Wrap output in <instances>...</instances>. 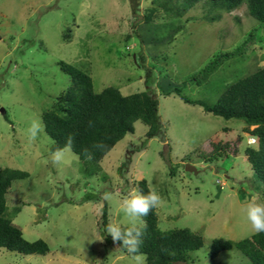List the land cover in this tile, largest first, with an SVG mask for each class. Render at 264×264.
I'll return each instance as SVG.
<instances>
[{
    "label": "rangeland",
    "instance_id": "rangeland-1",
    "mask_svg": "<svg viewBox=\"0 0 264 264\" xmlns=\"http://www.w3.org/2000/svg\"><path fill=\"white\" fill-rule=\"evenodd\" d=\"M203 3L173 17L154 0H138L136 13L130 0H0V168L29 172L7 192V216L27 240L44 239L50 248L46 255L0 249V264H134L103 236L102 215L107 207L108 225L128 226L120 209L143 179L162 197L156 208L162 230L189 228L203 238L189 264H248L235 248L210 254L216 238L255 234L246 202H264V184L244 153L245 124L175 93L161 94L158 84L166 78L188 98L214 105L230 84L264 67V47L255 43L198 83L215 54L235 47L257 25L245 7L206 21ZM60 61L89 72L96 92L113 86L124 95L155 94L160 132L148 139V127L135 122L134 133L115 145L96 174H84L86 162L72 151L54 164L44 125L35 141L26 132L70 85ZM238 135L244 138L237 156L203 158L210 141ZM186 163L196 172L186 171Z\"/></svg>",
    "mask_w": 264,
    "mask_h": 264
},
{
    "label": "trees",
    "instance_id": "trees-1",
    "mask_svg": "<svg viewBox=\"0 0 264 264\" xmlns=\"http://www.w3.org/2000/svg\"><path fill=\"white\" fill-rule=\"evenodd\" d=\"M206 10L204 19L209 22L221 20L225 13L245 7L249 17L257 21V25L248 32L246 37L235 47L220 51L199 71L197 81L201 84L216 72L226 61L246 54L248 48L255 43L264 47V0H154L160 4L169 16H183L200 2ZM134 13L138 10V0H130ZM203 8V9H204ZM154 10V9H152ZM149 21L146 20L145 23ZM70 39L69 34L64 35ZM60 69L70 77L69 87L60 93L50 109L42 114L44 130L51 139L50 151L64 147L72 138L71 149L80 160L86 162L84 174L92 175L101 170V161L124 137L135 131L134 124L142 122L148 127L146 137H155L161 130L159 116V101L155 94L149 91L134 92L128 95L113 86H107L102 91L94 90L93 78L89 72L63 61ZM196 76L190 77L192 81ZM161 94L175 93L185 103L198 105L205 112L223 119H238L245 124L243 132L255 136L257 142L247 145L244 153L251 169L264 184V67L252 74L230 84L219 96L214 105H208L200 100H192L185 96L181 89L164 78L160 80ZM6 117V116H5ZM7 118V117H6ZM243 135H238L233 141L209 142V147L202 152L206 161L220 159L224 156L240 153L239 144ZM95 143H103L101 150L92 149ZM91 149L92 158L87 159L84 149ZM171 176L174 167H169ZM29 172L11 167L0 168V249L21 255H46L50 248L44 239L27 240L21 228L7 216L6 194L12 183L25 179ZM137 189L147 193L150 187L145 179L138 181ZM103 210V236L112 246L129 255L119 245H115L107 232L108 213ZM19 209H16L18 212ZM147 223L141 252L146 257V264H189L194 262L191 253L203 246V238L189 228L162 230L156 208L147 217ZM127 227V226H122ZM237 249L248 264H264V233L253 234L239 241L226 238H216L211 243L210 254L217 257L220 251Z\"/></svg>",
    "mask_w": 264,
    "mask_h": 264
},
{
    "label": "clouds",
    "instance_id": "clouds-1",
    "mask_svg": "<svg viewBox=\"0 0 264 264\" xmlns=\"http://www.w3.org/2000/svg\"><path fill=\"white\" fill-rule=\"evenodd\" d=\"M42 131V118L33 119L26 132L28 140L35 141ZM247 136V145H253V143L257 142L255 136ZM251 140L253 141L250 142ZM72 147L73 143L70 137L64 147H58L51 153L52 162L60 164L64 160L65 154L70 152ZM91 147L92 149L101 150L104 148V145L103 143H95ZM83 151L87 159L92 158L91 149L86 148ZM105 198L107 199L108 196L106 195ZM161 201L162 197L155 189H150L146 194L138 189H134L123 200L120 209L123 215L127 217L128 226L122 227L119 223H111L107 226L106 230L111 236L113 243L122 246L134 264H144L145 262V256L141 252L143 237L147 228L144 217H147L153 209L157 208ZM245 211L252 231L256 234L264 233V202H257L256 197H252L246 202Z\"/></svg>",
    "mask_w": 264,
    "mask_h": 264
},
{
    "label": "water",
    "instance_id": "water-1",
    "mask_svg": "<svg viewBox=\"0 0 264 264\" xmlns=\"http://www.w3.org/2000/svg\"><path fill=\"white\" fill-rule=\"evenodd\" d=\"M185 169H186V171H189V172H196L195 167L190 163H186Z\"/></svg>",
    "mask_w": 264,
    "mask_h": 264
}]
</instances>
